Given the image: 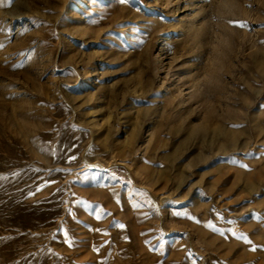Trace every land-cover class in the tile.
Masks as SVG:
<instances>
[{
    "label": "rangeland",
    "instance_id": "1",
    "mask_svg": "<svg viewBox=\"0 0 264 264\" xmlns=\"http://www.w3.org/2000/svg\"><path fill=\"white\" fill-rule=\"evenodd\" d=\"M0 264H264V0H0Z\"/></svg>",
    "mask_w": 264,
    "mask_h": 264
},
{
    "label": "snow or ice",
    "instance_id": "2",
    "mask_svg": "<svg viewBox=\"0 0 264 264\" xmlns=\"http://www.w3.org/2000/svg\"><path fill=\"white\" fill-rule=\"evenodd\" d=\"M122 2H123V0H122ZM233 23H237V22H233ZM76 159V157H70V160H75ZM244 167H247L246 165L244 166ZM99 218V217H98ZM121 227H124L123 225H121ZM96 231H100L99 229H97ZM66 236H67V234H65ZM241 239H244L245 240V242L246 243H251L248 239H247V237L246 236H241L240 237ZM65 243H68V240L67 239H65ZM69 246H71V245H69ZM251 250H253V251H255L256 249H255V247H253ZM98 251V250H97Z\"/></svg>",
    "mask_w": 264,
    "mask_h": 264
}]
</instances>
